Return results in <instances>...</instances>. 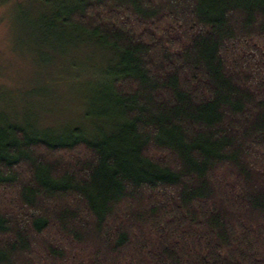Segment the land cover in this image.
Returning a JSON list of instances; mask_svg holds the SVG:
<instances>
[{
  "label": "trees",
  "instance_id": "16d2710c",
  "mask_svg": "<svg viewBox=\"0 0 264 264\" xmlns=\"http://www.w3.org/2000/svg\"><path fill=\"white\" fill-rule=\"evenodd\" d=\"M44 1L110 63L83 123L0 111V264H264V0Z\"/></svg>",
  "mask_w": 264,
  "mask_h": 264
},
{
  "label": "rangeland",
  "instance_id": "374dc122",
  "mask_svg": "<svg viewBox=\"0 0 264 264\" xmlns=\"http://www.w3.org/2000/svg\"><path fill=\"white\" fill-rule=\"evenodd\" d=\"M52 9L44 0H0V111L61 129L86 121L85 86L99 80L88 73L111 55L95 41L46 23Z\"/></svg>",
  "mask_w": 264,
  "mask_h": 264
}]
</instances>
